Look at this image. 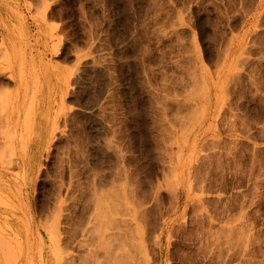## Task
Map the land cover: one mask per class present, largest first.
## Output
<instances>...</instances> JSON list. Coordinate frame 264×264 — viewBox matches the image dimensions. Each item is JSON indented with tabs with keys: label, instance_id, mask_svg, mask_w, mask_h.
<instances>
[{
	"label": "rangeland",
	"instance_id": "rangeland-1",
	"mask_svg": "<svg viewBox=\"0 0 264 264\" xmlns=\"http://www.w3.org/2000/svg\"><path fill=\"white\" fill-rule=\"evenodd\" d=\"M99 195L176 218L151 264H264V0H0V264H105Z\"/></svg>",
	"mask_w": 264,
	"mask_h": 264
},
{
	"label": "bare ground",
	"instance_id": "bare-ground-1",
	"mask_svg": "<svg viewBox=\"0 0 264 264\" xmlns=\"http://www.w3.org/2000/svg\"><path fill=\"white\" fill-rule=\"evenodd\" d=\"M177 161L180 166L178 173L175 175L176 190L178 192L175 193L174 214L180 209L184 194L183 176L191 163L190 159H184L182 156H178ZM170 166L173 170L177 171L174 162H171ZM200 191L203 193V189ZM202 197L196 196V203L192 204L191 212L188 213L186 208L179 219L182 229L181 248L185 251L184 257H182L183 260L197 259L212 243L214 223L204 212L205 199ZM97 202L99 210H97L95 221L98 225L97 229H101L98 233V247L102 251L103 257H105V264H151L146 251L148 231L153 228V223H158V219H160V225L156 226L158 234L155 236L154 244L157 251L161 253L164 231L169 225L174 224L176 218H172L171 216L161 218L159 212H153L156 215L153 218L150 213L151 211L144 205H141L139 201L126 202L127 205L124 207L123 214L128 216V220H124L122 221V225H118V218L116 217L118 209L114 201V204H110L102 195H99ZM10 221V219H5L6 224L11 223ZM52 224L53 222L49 225L53 230L55 225L53 226ZM5 237L7 236L1 238ZM2 239H0V242H7V240ZM5 260L8 261L7 258Z\"/></svg>",
	"mask_w": 264,
	"mask_h": 264
}]
</instances>
